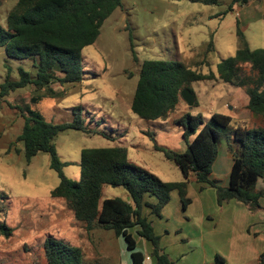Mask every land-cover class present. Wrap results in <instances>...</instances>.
Instances as JSON below:
<instances>
[{"label":"rangeland","instance_id":"1","mask_svg":"<svg viewBox=\"0 0 264 264\" xmlns=\"http://www.w3.org/2000/svg\"><path fill=\"white\" fill-rule=\"evenodd\" d=\"M17 1L0 0L2 28H6L7 15ZM230 2L121 0L120 6L102 24L94 43L83 48V79L80 82L53 83L51 95L47 88L36 90L31 85L7 93H2L0 88V193L6 194V198L0 200L5 212L0 213V221L14 229L8 238L0 235V264H46L42 243L47 235L80 247L84 254L83 264H129L131 261L121 236H116L112 230L86 231L64 200L51 196L50 191L59 178L49 167L47 153H38L26 161L17 137L23 126L22 113L27 108L40 112L46 121L62 123L72 121V108L81 106L88 129L106 134L67 129L54 139L59 158L68 162L62 171L75 181L79 180L78 162L83 148L115 145L125 146L130 162L160 179L183 180L178 166L154 146L178 152L184 148L183 128L176 120L186 112L198 114L203 122L214 112L227 114L232 118L230 127L255 124L256 119L247 109L248 96L244 89L217 77L193 82L191 88L197 104L189 107L180 98V103L166 120L142 119L130 108L144 60L180 61L199 72L217 74L216 64L222 58L233 56L237 47L235 29L241 18L227 11ZM258 6V11L263 12L264 4ZM252 25L246 30L251 44L263 47L264 21L258 19ZM210 40H213L212 44ZM19 68L35 75L33 58H11L0 47V84L18 80ZM37 95L43 97L32 102L31 98ZM227 134L226 131L221 135L217 159L220 165H215L211 176L222 187L228 185L232 162L226 149ZM187 187V195L194 199L188 212L182 211L176 192L171 193L169 204L162 209V217L149 213L148 207H142V212L152 221L155 233L160 236L162 249L165 247L172 257L187 256L186 262L193 263L209 258L210 253L204 252L203 246L218 247L219 253L226 255L222 244L229 236L232 243L245 241L242 219L246 214L248 220L253 219L248 215L249 208L236 200L220 205L216 189L211 185H199L190 180ZM256 189L264 191V178L258 180ZM200 193L202 204L197 197ZM113 197L126 198L125 189L103 185L101 200ZM259 203L261 208L256 209V219L260 218L257 214H264V195ZM201 209L212 215L209 227L196 222ZM189 217L193 218L188 220ZM130 231L136 249L144 254L145 264H152L150 242L140 237L135 228ZM218 232L223 233L224 238ZM201 233L204 244L197 239V249L190 251V244H186L188 237L195 234L198 238Z\"/></svg>","mask_w":264,"mask_h":264},{"label":"trees","instance_id":"2","mask_svg":"<svg viewBox=\"0 0 264 264\" xmlns=\"http://www.w3.org/2000/svg\"><path fill=\"white\" fill-rule=\"evenodd\" d=\"M204 4L218 0H190ZM249 0H231L227 11L234 4H247ZM121 0H18L6 18V28L0 26V47L11 58H33L35 75L19 68V78L0 84L2 93L26 86L36 90L47 88L52 94L53 83H76L83 79L82 56L84 47L91 45L100 34L104 21L118 8ZM237 47L233 56L222 58L216 64V73H202L180 61L162 59L144 60L131 101V111L146 120H166L180 103V92L197 81L219 78L225 83L243 88L248 96L247 109L256 119L252 127H230L231 116L214 112L206 122L198 114L185 113L176 121L183 128L186 149L174 151L155 145L166 159L180 169L183 180L164 181L155 174L135 165L128 159L125 146L83 148L80 152L79 180L64 175L62 161L56 151L54 139L67 129L87 134L105 133L88 129L81 106L72 108L70 122L46 121L40 112L27 108L22 113L23 126L17 137L22 143L21 153L26 161L38 153H47L49 167L56 171L59 182L50 191L51 196L62 198L75 219L86 231L112 230L121 236L130 253V264H143L144 254L136 249V241L129 231L150 242L155 264H174L160 247V236L155 233L152 221L142 212L162 217L161 211L176 192L184 211L191 203L187 195L190 180L208 184L216 189L217 202L229 200L243 203L250 210L261 208L263 190H257L259 179L264 178V48L251 49L236 22ZM210 44L213 40L209 41ZM195 95V94H194ZM43 96L32 97L38 102ZM196 99V98H195ZM197 104L195 100L194 105ZM93 120V119H91ZM228 132L226 145L231 156L227 186H219L211 179L212 165L218 155L223 132ZM193 136L191 140L190 138ZM103 185L122 187L127 198L113 197L101 200ZM6 194L0 193V200ZM148 199H153L149 202ZM4 207L0 205V213ZM1 215V214H0ZM14 229L0 221V235L6 238ZM46 264H83L80 247L72 246L47 235L42 243ZM264 264V251L258 256Z\"/></svg>","mask_w":264,"mask_h":264},{"label":"crops","instance_id":"3","mask_svg":"<svg viewBox=\"0 0 264 264\" xmlns=\"http://www.w3.org/2000/svg\"><path fill=\"white\" fill-rule=\"evenodd\" d=\"M261 3L264 4V0H249V2L247 4H244V5L243 4H234L232 11H230V12L238 14L239 17L241 18V20L237 21V23H238L240 30L242 31V33L246 37L248 44H249L251 49L264 48V46L263 47L253 46L251 44L250 35H248V33L246 32V30L250 29V27L253 26L252 23L254 21H256L258 19H261L264 21V11L263 12L258 11V9H259L258 5ZM185 149H186V145L179 152H182ZM217 159H218V155H217V157H216V159L212 165V172H213L215 165H218V166L220 165V162ZM212 172L210 174V178H211V176H213ZM228 180H229V176H228ZM199 185H203V184H199ZM197 197H198V199H201L200 202L202 204L203 203V200L201 198L202 194L201 193L198 194ZM262 197L260 199H262ZM126 198H127V196H126ZM148 200H153V199H148ZM193 203H194V199H191V203L187 206V208L184 210V212H188L191 209ZM255 212H256V210H254V211L251 210V212H249V214H248L250 216V218L253 217L252 220L247 219V214L242 219L243 220V228L245 227V235L247 238V239L245 238L244 242H242V243L233 242L232 243L230 240V236H229L227 239V242L222 244V245H224L222 247H223V250H225L226 255H221L218 251L219 249H217L218 247L216 248V247L212 246V247L206 248L205 246H203L204 252H208L207 254L210 253L209 258L205 257L199 262L196 260L193 263L192 262L189 263V262H186L187 256H182L181 254H179L177 257H172L171 253H169V251H167V249H165V247H163V250L171 258V260L174 261V264H258V256L261 252L264 251V214L262 212L261 213L263 215L257 214L260 216V218L256 219ZM211 216L212 215L210 213L201 209L196 216V222L202 223V224L206 225L207 227H209V221L212 220ZM192 218L193 217H189L188 220H191ZM232 222H234V220ZM135 229H136V227H135ZM218 233H221V232H218ZM221 234H222V238H224V236H223L224 234L223 233H221ZM197 239H200L201 243L204 244V234L203 233H201L200 236H198V238H197V235H195V234L190 235L188 237V239H187L188 242L186 244H190L188 246L190 248V251L197 249V247H198L197 246L198 245ZM191 244H193V245H191ZM193 253H194V251H193ZM143 264H145V258H144ZM152 264H155V259L153 260Z\"/></svg>","mask_w":264,"mask_h":264},{"label":"water","instance_id":"4","mask_svg":"<svg viewBox=\"0 0 264 264\" xmlns=\"http://www.w3.org/2000/svg\"><path fill=\"white\" fill-rule=\"evenodd\" d=\"M180 97L187 103L189 107H192L195 102V95L187 88H184L180 92ZM129 197H127V200Z\"/></svg>","mask_w":264,"mask_h":264}]
</instances>
